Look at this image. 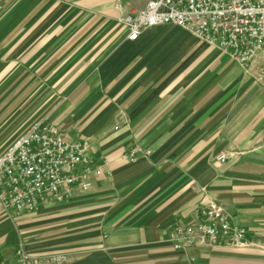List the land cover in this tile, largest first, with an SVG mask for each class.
Listing matches in <instances>:
<instances>
[{
	"label": "crops",
	"instance_id": "0c3cea01",
	"mask_svg": "<svg viewBox=\"0 0 264 264\" xmlns=\"http://www.w3.org/2000/svg\"><path fill=\"white\" fill-rule=\"evenodd\" d=\"M148 1L0 0V157L51 123L105 170L41 212L0 204L5 260L264 264V58L243 68L171 25L126 39L118 18ZM212 204L252 243L174 250L176 217Z\"/></svg>",
	"mask_w": 264,
	"mask_h": 264
},
{
	"label": "built area",
	"instance_id": "2783aa9c",
	"mask_svg": "<svg viewBox=\"0 0 264 264\" xmlns=\"http://www.w3.org/2000/svg\"><path fill=\"white\" fill-rule=\"evenodd\" d=\"M117 21L130 41L138 40L146 29L171 25L186 29L243 68L264 58V0H149L143 10L122 14ZM87 151V144L66 140L51 123L39 124L21 136L0 157V204L6 214L41 212L51 201L70 200L77 189L89 190L92 177L105 170L104 165L93 164ZM123 159L135 162L137 150ZM227 159V154L217 158L221 162ZM169 242L174 250L186 254L199 248H237L252 243L248 231L233 224L218 204L200 207L188 218L177 216ZM16 257L13 262L0 255V264L32 261L23 247Z\"/></svg>",
	"mask_w": 264,
	"mask_h": 264
}]
</instances>
